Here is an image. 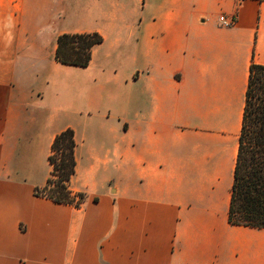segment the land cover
I'll return each mask as SVG.
<instances>
[{
    "label": "crops",
    "instance_id": "obj_1",
    "mask_svg": "<svg viewBox=\"0 0 264 264\" xmlns=\"http://www.w3.org/2000/svg\"><path fill=\"white\" fill-rule=\"evenodd\" d=\"M62 32L102 36L87 66L55 60ZM252 62L264 0H0V264L264 258L227 221ZM66 127L78 207L34 194Z\"/></svg>",
    "mask_w": 264,
    "mask_h": 264
},
{
    "label": "trees",
    "instance_id": "obj_2",
    "mask_svg": "<svg viewBox=\"0 0 264 264\" xmlns=\"http://www.w3.org/2000/svg\"><path fill=\"white\" fill-rule=\"evenodd\" d=\"M102 40L97 32H62L56 38L54 58L62 64L85 67L92 47ZM74 149L71 127L54 135L47 156L49 175L44 185L34 187L35 195L80 205L84 193L69 188L75 171ZM227 221L264 228V64L252 62L249 67Z\"/></svg>",
    "mask_w": 264,
    "mask_h": 264
},
{
    "label": "rangeland",
    "instance_id": "obj_3",
    "mask_svg": "<svg viewBox=\"0 0 264 264\" xmlns=\"http://www.w3.org/2000/svg\"><path fill=\"white\" fill-rule=\"evenodd\" d=\"M68 74L71 75L72 71H69ZM251 241L255 242V243H258V244L261 243V245L264 246V235L252 236V240ZM253 253L254 252H252V264H264V258L263 257H261L259 259L258 258H254L253 257Z\"/></svg>",
    "mask_w": 264,
    "mask_h": 264
},
{
    "label": "built area",
    "instance_id": "obj_4",
    "mask_svg": "<svg viewBox=\"0 0 264 264\" xmlns=\"http://www.w3.org/2000/svg\"><path fill=\"white\" fill-rule=\"evenodd\" d=\"M235 19H236L235 14L225 15L222 13V14H219L218 16L219 24L225 27L231 26L235 22Z\"/></svg>",
    "mask_w": 264,
    "mask_h": 264
}]
</instances>
